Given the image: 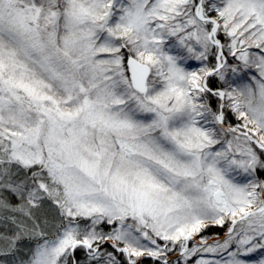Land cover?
Segmentation results:
<instances>
[{
    "label": "snow or ice",
    "instance_id": "6c2138e0",
    "mask_svg": "<svg viewBox=\"0 0 264 264\" xmlns=\"http://www.w3.org/2000/svg\"><path fill=\"white\" fill-rule=\"evenodd\" d=\"M0 264H264V0H0Z\"/></svg>",
    "mask_w": 264,
    "mask_h": 264
},
{
    "label": "trees",
    "instance_id": "16d2710c",
    "mask_svg": "<svg viewBox=\"0 0 264 264\" xmlns=\"http://www.w3.org/2000/svg\"><path fill=\"white\" fill-rule=\"evenodd\" d=\"M215 232H219L221 235L223 234V230L221 229H216V228H211L208 230V233H215Z\"/></svg>",
    "mask_w": 264,
    "mask_h": 264
}]
</instances>
